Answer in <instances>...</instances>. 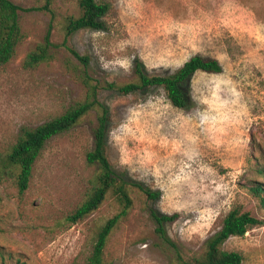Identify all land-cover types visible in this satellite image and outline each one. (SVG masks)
Returning <instances> with one entry per match:
<instances>
[{
	"label": "rangeland",
	"instance_id": "rangeland-1",
	"mask_svg": "<svg viewBox=\"0 0 264 264\" xmlns=\"http://www.w3.org/2000/svg\"><path fill=\"white\" fill-rule=\"evenodd\" d=\"M23 7L45 0H13ZM109 4L102 29H81L67 45L90 57L88 66L65 46V23L78 0H54L52 12H22L24 37L0 66V262L88 264L100 228L120 211L114 196L82 220L70 215L96 174L95 110L47 141L30 185L20 192L4 158L20 132L84 100L87 85L127 82L135 65L169 74L192 56L217 59L220 73L196 72L184 87L188 106L172 104L162 87L119 94L101 89L110 108L107 155L117 170L161 191L152 200L132 187L133 205L112 232L103 264H177L178 252L156 231L150 209L178 217L167 235L185 258L200 256L207 239L239 206L263 219L252 187H264V0H100ZM53 19V58L35 68L25 56L44 40ZM223 249L242 264H264V222Z\"/></svg>",
	"mask_w": 264,
	"mask_h": 264
},
{
	"label": "trees",
	"instance_id": "trees-1",
	"mask_svg": "<svg viewBox=\"0 0 264 264\" xmlns=\"http://www.w3.org/2000/svg\"><path fill=\"white\" fill-rule=\"evenodd\" d=\"M54 0H45L43 5L23 7L13 0H0V66L11 61L16 49L24 37L21 24L22 12L44 10L52 12ZM80 14L70 15L65 23V38L60 44L68 48L83 64L88 66L90 57L81 55L67 45L69 37L81 29H102L103 17L109 10V4L100 0H78ZM53 19L49 23L44 40L36 45L24 58L26 68H35L53 58L52 48L60 46L52 40ZM223 70L215 58H205L200 54L192 56L176 71L169 74H150L141 61L135 65L136 78L127 82L105 81L94 83L90 75L84 76L87 85V95L84 100L72 104L62 114L34 127L23 129L17 142L4 158L6 170L15 179L19 191L28 189L33 174L34 165L48 140L71 130L84 116L95 110L97 125L94 128V147L87 153L88 163L96 166V174L87 197L67 216L68 221L76 223L97 210L108 196H114L120 204V211L107 219L100 228L88 264H103V257L108 240L119 221L128 214L133 205L132 187L138 188L149 199L161 197L160 190H154L141 181L128 177L111 163L107 155V135L111 120L110 108L99 97L101 89L111 90L119 94L146 92L152 87H162L173 105L185 108L188 99L184 87L189 79L198 71L220 73ZM254 194L260 198L264 206V187H252ZM156 223V231L172 244L178 252L177 264H242L244 256L238 251L223 249V244L231 236H243L256 225L263 224V219L249 211H243L239 206L232 208L223 219L222 227L211 235L205 250L200 256L185 258L179 253L177 245L167 235L166 223L176 220L178 213H161L155 208L150 209ZM0 264H5L1 263Z\"/></svg>",
	"mask_w": 264,
	"mask_h": 264
}]
</instances>
